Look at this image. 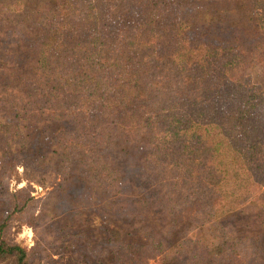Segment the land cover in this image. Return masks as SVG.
<instances>
[{
  "label": "trees",
  "instance_id": "trees-1",
  "mask_svg": "<svg viewBox=\"0 0 264 264\" xmlns=\"http://www.w3.org/2000/svg\"><path fill=\"white\" fill-rule=\"evenodd\" d=\"M211 1L0 0V264H264V0Z\"/></svg>",
  "mask_w": 264,
  "mask_h": 264
},
{
  "label": "rangeland",
  "instance_id": "rangeland-1",
  "mask_svg": "<svg viewBox=\"0 0 264 264\" xmlns=\"http://www.w3.org/2000/svg\"><path fill=\"white\" fill-rule=\"evenodd\" d=\"M223 0H212V8L219 9ZM7 109L1 105L0 103V116L1 117H9V113H7ZM47 159V158H46ZM61 181V178L54 171L47 172H39L36 170H25L22 166L17 168L13 178L8 181L10 191L14 192L18 189H24L27 187H31L32 196H35L37 199H43L51 190H53L54 186ZM70 224L63 225L58 231V233L65 234L66 229H68ZM11 239L19 244L22 247H26L28 249L32 248L35 244V234L33 228L29 224L23 223L22 226H18L17 224L13 225L10 234ZM70 250V247L68 248ZM68 250V252H69ZM68 258V254L64 258V260H59V257L56 256L54 260H45L43 264H65ZM57 262V263H56ZM151 264H154V261H150Z\"/></svg>",
  "mask_w": 264,
  "mask_h": 264
}]
</instances>
